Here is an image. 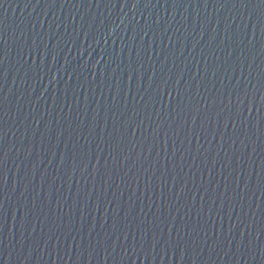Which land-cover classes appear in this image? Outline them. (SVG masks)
<instances>
[{"label": "water", "instance_id": "obj_1", "mask_svg": "<svg viewBox=\"0 0 264 264\" xmlns=\"http://www.w3.org/2000/svg\"><path fill=\"white\" fill-rule=\"evenodd\" d=\"M0 264H264V0H0Z\"/></svg>", "mask_w": 264, "mask_h": 264}]
</instances>
